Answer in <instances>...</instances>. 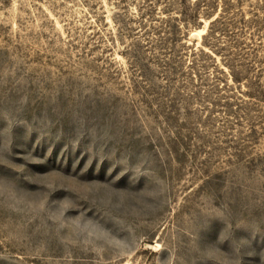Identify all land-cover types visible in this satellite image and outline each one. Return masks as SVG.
Here are the masks:
<instances>
[{
  "label": "rangeland",
  "instance_id": "obj_1",
  "mask_svg": "<svg viewBox=\"0 0 264 264\" xmlns=\"http://www.w3.org/2000/svg\"><path fill=\"white\" fill-rule=\"evenodd\" d=\"M0 264H264V0H0Z\"/></svg>",
  "mask_w": 264,
  "mask_h": 264
},
{
  "label": "trees",
  "instance_id": "obj_2",
  "mask_svg": "<svg viewBox=\"0 0 264 264\" xmlns=\"http://www.w3.org/2000/svg\"><path fill=\"white\" fill-rule=\"evenodd\" d=\"M156 1H158V0H156ZM152 4H153V2L151 1L148 5L151 7L152 6ZM172 7H173V5L171 4L170 6H169V8L168 9H172ZM215 22H212L211 23V26H210V32H212L213 31V24H214Z\"/></svg>",
  "mask_w": 264,
  "mask_h": 264
},
{
  "label": "bare ground",
  "instance_id": "obj_3",
  "mask_svg": "<svg viewBox=\"0 0 264 264\" xmlns=\"http://www.w3.org/2000/svg\"><path fill=\"white\" fill-rule=\"evenodd\" d=\"M203 31V30H202Z\"/></svg>",
  "mask_w": 264,
  "mask_h": 264
}]
</instances>
